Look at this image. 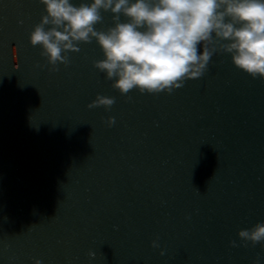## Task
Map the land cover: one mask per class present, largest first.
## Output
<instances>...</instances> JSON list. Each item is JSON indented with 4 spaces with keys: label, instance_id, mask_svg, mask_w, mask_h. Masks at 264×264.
I'll list each match as a JSON object with an SVG mask.
<instances>
[{
    "label": "water",
    "instance_id": "95a60500",
    "mask_svg": "<svg viewBox=\"0 0 264 264\" xmlns=\"http://www.w3.org/2000/svg\"><path fill=\"white\" fill-rule=\"evenodd\" d=\"M43 15L0 0V264H264L238 236L264 222V80L215 53L170 94L122 95L95 39L51 70Z\"/></svg>",
    "mask_w": 264,
    "mask_h": 264
},
{
    "label": "clouds",
    "instance_id": "9594fccd",
    "mask_svg": "<svg viewBox=\"0 0 264 264\" xmlns=\"http://www.w3.org/2000/svg\"><path fill=\"white\" fill-rule=\"evenodd\" d=\"M46 15L29 35L41 46L52 71L67 66V53L95 39L104 58L94 67L126 95L172 93L186 79L201 77L215 53L231 54L234 65L264 80V0H40ZM103 12L113 26L96 29ZM121 16L125 17L124 21ZM48 26V27H46ZM198 48L200 49L198 51ZM114 97L97 95L88 107L110 109ZM111 126L114 117L107 121ZM247 246L264 247V222L238 232ZM236 246L235 241L230 242ZM153 247H159L157 241ZM164 253L161 252V255ZM94 256V253H90ZM35 264H41L36 260ZM254 264H260L257 257Z\"/></svg>",
    "mask_w": 264,
    "mask_h": 264
}]
</instances>
